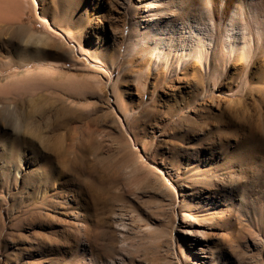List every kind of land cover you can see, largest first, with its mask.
Returning a JSON list of instances; mask_svg holds the SVG:
<instances>
[{
  "label": "rangeland",
  "instance_id": "rangeland-1",
  "mask_svg": "<svg viewBox=\"0 0 264 264\" xmlns=\"http://www.w3.org/2000/svg\"><path fill=\"white\" fill-rule=\"evenodd\" d=\"M0 264H264V0H0Z\"/></svg>",
  "mask_w": 264,
  "mask_h": 264
},
{
  "label": "bare ground",
  "instance_id": "bare-ground-1",
  "mask_svg": "<svg viewBox=\"0 0 264 264\" xmlns=\"http://www.w3.org/2000/svg\"><path fill=\"white\" fill-rule=\"evenodd\" d=\"M94 4V3H93ZM91 9V8H90ZM90 12V11H89ZM91 13V12H90ZM92 14V13H91ZM150 33L152 34V35H155V33H156V29L155 28H152L151 29V31H150ZM172 34H169L170 36H169V41H168V51H169V56L171 55V50H172V48H174L176 45V47L175 48H180L179 50H183L184 51V49H186V48H188L189 46H190V48L189 49H191L193 46H194V44H193V42H190L188 45H186L187 44V42H183V40L181 39V38H178L177 37V35L176 34H173L174 32L172 31L171 32ZM180 37H182L183 39L185 38L184 37V35H182V36H180ZM178 38V39H177ZM174 39H175V41H174ZM157 40H161L160 39V35L158 36H156V41ZM185 40V39H184ZM198 40H199V43H198V45H200L201 47H202V49H204L203 47H205V43H207L206 41H205V39H203V37L202 36H200L199 38H198ZM207 40V39H206ZM174 41V42H173ZM188 41V40H187ZM246 45H247V43H246ZM53 46L54 47H52V49L54 48V49H56V53L58 54V53H60V52H62V44H61V42L59 43V42H54V44H53ZM197 46V45H196ZM156 48L157 47H160V46H155ZM177 51V50H176ZM198 51V50H197ZM165 53H167V52H165ZM200 53V52H199ZM54 54V53H53ZM173 54V53H172ZM165 55H167V54H165ZM53 56V55H52ZM169 59V58H168ZM171 61V60H170ZM172 62V61H171ZM97 176V175H96ZM89 183H90V181H89ZM92 184H89L88 185V189H90V190H92Z\"/></svg>",
  "mask_w": 264,
  "mask_h": 264
}]
</instances>
